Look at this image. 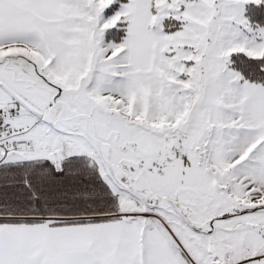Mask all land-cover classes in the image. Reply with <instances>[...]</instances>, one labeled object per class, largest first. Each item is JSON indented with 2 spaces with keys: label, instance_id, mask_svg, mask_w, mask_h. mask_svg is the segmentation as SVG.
<instances>
[{
  "label": "snow or ice",
  "instance_id": "obj_1",
  "mask_svg": "<svg viewBox=\"0 0 264 264\" xmlns=\"http://www.w3.org/2000/svg\"><path fill=\"white\" fill-rule=\"evenodd\" d=\"M0 264H264V0H0Z\"/></svg>",
  "mask_w": 264,
  "mask_h": 264
}]
</instances>
